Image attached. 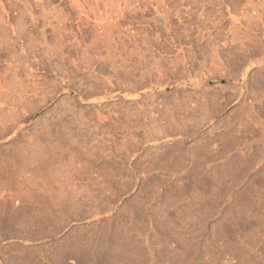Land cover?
<instances>
[{"label": "rangeland", "instance_id": "1", "mask_svg": "<svg viewBox=\"0 0 264 264\" xmlns=\"http://www.w3.org/2000/svg\"><path fill=\"white\" fill-rule=\"evenodd\" d=\"M0 264H264V0H0Z\"/></svg>", "mask_w": 264, "mask_h": 264}]
</instances>
